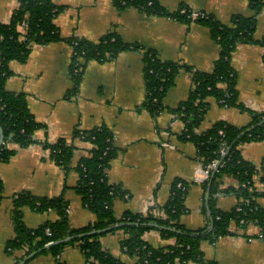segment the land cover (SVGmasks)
I'll return each mask as SVG.
<instances>
[{"label":"crops","instance_id":"obj_1","mask_svg":"<svg viewBox=\"0 0 264 264\" xmlns=\"http://www.w3.org/2000/svg\"><path fill=\"white\" fill-rule=\"evenodd\" d=\"M62 7L55 24L63 38H79L98 42L109 33H116L123 41L138 44L154 51L161 61L188 65L194 70L211 72L220 55V46L211 31L198 22H183L172 16L150 15L137 8L120 9L114 0H53ZM169 13H177L182 7L201 11L223 24L230 25L236 16L252 15L248 0H157ZM19 0H0V22L9 23ZM254 38H264V9L259 15ZM74 47L68 42L37 46L26 63L13 61L12 76L6 82L10 92L26 96L31 113L44 126L35 134V142L27 148L17 149L9 163H0V179L3 183V199L0 201V264H17L23 251L10 252L9 242L15 237L12 218L14 200L23 193L38 198H52L64 191L69 206V218L74 228H82L95 221L75 188L79 174L75 170L66 173L53 160L45 144H55L68 138L77 150L73 167L87 157L92 144L73 139V133L107 128L113 136L117 155L107 171L108 182L126 193L114 203L117 216L126 212L145 213L162 208L171 196V187L179 179L188 185L185 200L187 211L181 224L189 230L210 226L208 191L205 183H198L195 176L203 169L198 158V148L181 138L185 122L172 113L186 101L193 88L192 75L181 71L175 85L163 101L164 110L158 115L143 108L146 98L145 54L139 51L121 53L116 59L87 65L78 93L70 67ZM231 65L237 73V90L240 103L246 110L223 107L215 99H209V109L197 130L207 131L218 121H226L236 127L252 123L250 112L264 114V47L258 44H238L232 54ZM167 143L168 146H164ZM244 159L260 167L264 163V141L241 146ZM238 182L228 178L225 187H236ZM65 187H67L66 190ZM208 198V202H207ZM236 194L216 196V208L229 212L237 207ZM264 208V197L258 200ZM23 221L35 229L47 221H55L54 211L39 213L24 207ZM234 235L216 242L205 241L201 250L204 260L216 264H264V236L260 228L250 224L239 230L233 225ZM127 238L123 231H116L102 238L105 250L124 264H141L138 258L129 257L122 250ZM145 241L153 247L175 244L159 231L145 234ZM22 264H88L78 245L68 247L55 258L44 254ZM182 264V263H177ZM187 264H201L189 262Z\"/></svg>","mask_w":264,"mask_h":264},{"label":"trees","instance_id":"obj_2","mask_svg":"<svg viewBox=\"0 0 264 264\" xmlns=\"http://www.w3.org/2000/svg\"><path fill=\"white\" fill-rule=\"evenodd\" d=\"M248 1L252 15L236 16L230 25L207 14L196 21L211 31L220 46V55L213 71L201 72L185 64L161 61L154 51L127 43L116 33H109L98 42L63 38L55 24L62 7L57 6L53 0H19L11 21L0 22V125L5 136L0 149V163L11 162L17 153L13 146L29 147L35 142L36 132L44 128L31 113L26 96L6 89V82L13 74L10 64L13 61L26 63L37 46L68 42L74 47L70 72L75 94L78 93L89 62L111 61L128 51L143 52L146 98L142 107L155 116L164 110V98L175 85L179 73L189 72L193 80L191 94L172 113L185 122L181 138L197 146L198 158L203 166L207 167L218 158L220 165L204 185L209 192L208 209L212 230L209 231L210 226L189 230L181 224V218L187 211L185 200L188 185L179 179L172 184L169 201L162 208L163 215H157L156 208L150 207L145 213L126 212L117 216L114 210L115 200L124 197L126 193L111 185L107 179V171L117 155L112 133L107 128L74 131L73 139L80 138L92 144L90 154L82 158L75 167L73 159L77 148L68 138H61L55 144H45L50 150L51 160L66 173L71 170L78 172L79 182L75 191L82 196L85 206L94 213L95 221L86 227L74 228L69 218L70 203L65 191L52 198L20 194L14 200L12 213L15 237L8 244L10 252H25L17 264L44 254L59 258L66 248L75 245L80 247L88 264H124L105 250L102 244L103 237L116 231H123L127 235L122 243L124 254L138 258L141 264H216L204 260L201 246L205 241L216 242L234 235L233 225L239 230H245L250 224H255L264 235V208L258 203L264 197V167L246 161L241 150L244 144L264 141V114L250 112L253 120L245 127L218 121L207 131L197 132L208 112L211 98L223 107L246 110L239 101L237 73L231 65L232 54L241 43L264 47V38H254L259 15L264 9V0ZM114 3L120 9L137 8L150 15L172 16L183 22H191L188 15L180 13L183 8L192 11L187 7H182L177 13H169L157 0H114ZM224 143L228 147V154L220 157ZM228 178L235 179L238 185L225 187ZM66 189L67 187L64 190ZM220 194H236L239 199L237 207L229 212L217 209L215 200ZM2 199L3 183L0 179V201ZM24 207H30L39 213L54 211L58 219L47 221L35 229L29 228L23 221ZM154 230L159 231L164 238L174 239L175 244L153 247L145 241L144 236ZM93 232L96 234H92ZM68 237L73 238L58 243ZM57 264L64 263L58 261Z\"/></svg>","mask_w":264,"mask_h":264},{"label":"built area","instance_id":"obj_3","mask_svg":"<svg viewBox=\"0 0 264 264\" xmlns=\"http://www.w3.org/2000/svg\"><path fill=\"white\" fill-rule=\"evenodd\" d=\"M180 13L183 15H188L191 22L192 21L196 22L198 19L204 18L206 16V14L201 11L192 10L189 12L186 8H183L182 10H180ZM164 146H168V144L165 143ZM227 154H228V147L224 143L222 144V148L220 150L219 156L224 157ZM219 165H220V159L218 158V159H215L213 162H211L209 165H207V167H203V169L197 172L195 176L196 181L198 183H205L209 181L212 178V173L218 168ZM260 167H264V163H262ZM179 187H181V185ZM262 236H264L263 233H262Z\"/></svg>","mask_w":264,"mask_h":264},{"label":"water","instance_id":"obj_4","mask_svg":"<svg viewBox=\"0 0 264 264\" xmlns=\"http://www.w3.org/2000/svg\"><path fill=\"white\" fill-rule=\"evenodd\" d=\"M4 140H5V136H4V131H3V128L1 127V125H0V149L2 148V146H3V144H4ZM207 197L209 198V194L207 195ZM208 198H207V202H208ZM209 207V206H208ZM210 213V212H209ZM212 230V224H211V226H210V228H209V231H211ZM92 234H96V232H93ZM72 238L73 237H68V238H66V239H64V240H62V241H59L58 243H63V242H67V241H69V240H72ZM26 263H27V261H26ZM25 264V263H24Z\"/></svg>","mask_w":264,"mask_h":264}]
</instances>
